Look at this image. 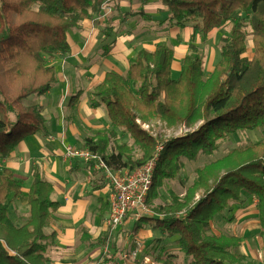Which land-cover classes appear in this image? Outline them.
<instances>
[{"label":"trees","instance_id":"obj_1","mask_svg":"<svg viewBox=\"0 0 264 264\" xmlns=\"http://www.w3.org/2000/svg\"><path fill=\"white\" fill-rule=\"evenodd\" d=\"M107 2L0 0V162L24 136L46 131L40 107L25 103L30 96L47 92L56 80L55 68L45 55L67 53L68 32L80 28L84 19L98 14ZM160 2L171 24L183 26L188 20H199L202 39L231 22L228 34L220 36L218 61L205 77L203 52L190 42L181 71L173 78L174 51L167 42H158L153 51L139 49L124 74L108 71L93 87L91 95L105 105L111 129L93 132L81 148L96 153L114 171L131 172L152 157L161 142L163 149L146 200L151 214L138 218L134 230L150 225L168 236L177 235L187 264H254L236 251L242 239L215 235L211 221L229 203L242 202L243 191L257 200L264 234V139L231 148L221 159L196 168L182 195L169 192L166 204L153 202L164 180L177 177L182 157L194 161L201 153L210 155L218 140L239 130H264V0ZM247 23L250 31L245 29ZM248 39L251 57L246 55ZM112 45H105L102 55ZM149 121L168 128L201 123L162 138L141 127ZM121 136H129L132 144L121 141ZM135 148L139 156H133ZM21 194L15 172L0 165V264H48L45 252L53 234L47 235L44 228L58 207L52 183L33 170L25 193L29 216L18 225L9 217L8 206L12 197ZM156 259L161 261V255Z\"/></svg>","mask_w":264,"mask_h":264},{"label":"crops","instance_id":"obj_2","mask_svg":"<svg viewBox=\"0 0 264 264\" xmlns=\"http://www.w3.org/2000/svg\"><path fill=\"white\" fill-rule=\"evenodd\" d=\"M186 22L183 26L171 24L160 0H108L98 14L68 32L67 53L58 51L45 56L55 68L56 80L47 92L26 101L40 107L46 131L24 136L0 165L12 169L20 180L22 194L12 197L8 206L15 224L24 223L29 216L25 193L33 170L36 168L52 183V198L58 207L44 228L47 235L53 234L45 252L48 264H152L143 254L148 249L173 255L174 264L188 263L176 243L177 235L168 236L150 225L135 231L134 223L141 216L132 212L122 224L108 228L105 220L111 185L102 171L89 163L63 158L65 144L81 148L84 138L93 132L111 129L105 105L91 95L106 72L124 74L139 49L153 51L158 42L165 41L174 51L171 76L178 77L188 43L198 44ZM220 29L211 30L207 37ZM111 42L112 47L102 55L104 46ZM218 59L209 62L204 54V71L207 69L209 74ZM241 199L214 216L212 231L215 235L240 237L236 251L254 264H264V234L257 200L243 191ZM153 203L160 204L155 200ZM150 214L151 210L146 215ZM134 248L138 249L136 255L124 258V253Z\"/></svg>","mask_w":264,"mask_h":264},{"label":"rangeland","instance_id":"obj_3","mask_svg":"<svg viewBox=\"0 0 264 264\" xmlns=\"http://www.w3.org/2000/svg\"><path fill=\"white\" fill-rule=\"evenodd\" d=\"M243 17L248 18V14L241 13ZM187 25L193 31V38L196 43L200 44V48L203 52V55L206 54L209 57V62H212L217 57L220 56V36L228 34V31L231 27V22L228 23L224 28L220 29V31H213L208 37L202 39L201 36L198 34V24L199 20H188ZM245 29L250 31V25L247 23ZM172 35V34H171ZM170 36V35H169ZM247 45V56L251 57L253 54V47L251 39L246 40ZM46 56V55H45ZM205 69L204 76L207 77L209 74ZM37 96L32 95L28 99L34 100ZM26 104H29V101L25 100ZM201 123L198 122L191 128L185 127L184 124H178L174 127L168 128L163 123L159 121H149L147 123H141V127L145 130H149L151 133L155 135L158 134L162 138L173 137L178 134H182ZM145 124V125H144ZM264 139V130L263 129H256V130H239L233 134H229L226 138L218 140L217 149L210 155L206 154H199L197 159L194 161L187 160L186 158L182 157V168L180 169L177 177L175 179H166L164 180L163 188L159 192L158 198L155 199L156 202L160 204H166L170 200V193L182 194L185 192L186 188L192 183L194 176H195V169L204 165L210 164L212 161L216 159H221L231 148L246 144L251 141H257ZM121 141L126 142L127 144L131 145L132 140L129 136H121ZM140 151L135 148L133 152V156H139ZM124 171L123 169H120ZM170 192V193H169ZM148 205V204H147ZM153 205H155L153 203ZM150 208V206H149ZM151 259L150 261L152 264H156L159 262L160 264L167 261L168 264H174L173 259L168 257L166 253L162 252L161 255V262L156 259L159 254L152 253L150 249L145 250L143 253ZM180 261L176 262L179 264ZM181 263V262H180Z\"/></svg>","mask_w":264,"mask_h":264},{"label":"built area","instance_id":"obj_4","mask_svg":"<svg viewBox=\"0 0 264 264\" xmlns=\"http://www.w3.org/2000/svg\"><path fill=\"white\" fill-rule=\"evenodd\" d=\"M162 149L163 144L159 142L153 156L131 172L127 170L114 171L96 153L68 144L64 145L63 158L68 161L80 159L86 163L91 162L94 168L102 171L112 189L109 197V214L105 223L108 228H115L124 222L130 212L136 217L150 213L146 200ZM139 245L137 243L136 247ZM137 250L134 248L129 254L124 253V258L129 257V255L134 257Z\"/></svg>","mask_w":264,"mask_h":264}]
</instances>
